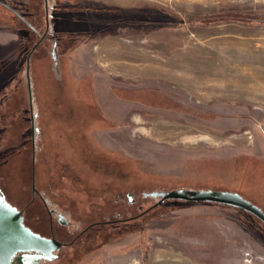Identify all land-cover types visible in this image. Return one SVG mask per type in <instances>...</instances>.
Masks as SVG:
<instances>
[{"label": "rangeland", "instance_id": "374dc122", "mask_svg": "<svg viewBox=\"0 0 264 264\" xmlns=\"http://www.w3.org/2000/svg\"><path fill=\"white\" fill-rule=\"evenodd\" d=\"M33 2L0 9V190L46 236L48 204L74 241L47 264H264L253 215L149 195L264 211V0H52L48 23Z\"/></svg>", "mask_w": 264, "mask_h": 264}, {"label": "water", "instance_id": "95a60500", "mask_svg": "<svg viewBox=\"0 0 264 264\" xmlns=\"http://www.w3.org/2000/svg\"><path fill=\"white\" fill-rule=\"evenodd\" d=\"M31 55H29L30 57ZM29 60V59H28ZM30 87V82H29ZM30 90V98L32 91ZM152 197L166 200L182 199L195 203H215L243 210L264 224V211L234 192L184 191L151 193ZM51 243L35 233L24 223V217L16 207L0 195V264H40L41 258H49Z\"/></svg>", "mask_w": 264, "mask_h": 264}, {"label": "flooded vegetation", "instance_id": "af4514ba", "mask_svg": "<svg viewBox=\"0 0 264 264\" xmlns=\"http://www.w3.org/2000/svg\"><path fill=\"white\" fill-rule=\"evenodd\" d=\"M50 1H52V0H45V2H46L47 23H48V12H49V3H50ZM60 9H62V5H60ZM48 27H49V24L47 25V28ZM32 29H33V27H32ZM43 38H44L43 36H39V39L35 43V47L31 50V52H30L29 55H32L34 53L35 49H37L42 44ZM31 132H32V135H34V133L36 134V131L34 130V125L32 126ZM34 137H36V135ZM34 137L32 138V142L33 143H34ZM34 145L35 144H33V150H34ZM34 171L35 170L33 168V177H34V174H35ZM32 190H33V197L40 196V194L38 193V191H37V189L35 187H33ZM0 195H4V194H2L1 190H0ZM7 201H8V199H7ZM8 203H9V201H8ZM45 206H46V209H47V218H46L45 222H46V226H47L48 232H50L48 236L43 235V234H41V233L33 230L29 225L26 224L25 219H24V223H25V225L28 228H30L35 233H38L41 236L45 237L51 243L49 245V247L52 250V254L49 255V258H46V257L41 258L39 260V263L40 264L53 263L55 260H57V259L60 258L59 252H61L64 247H67V246H70V245L74 244V241H70V242L67 243V242H63V241H61V240L58 239L59 233H58L57 227L54 225V222H53V212L50 209V207H49L48 204H45ZM17 210L22 214V212L18 208H17ZM61 222H63V221H61ZM70 249H72V248H70ZM14 264H17V263L14 262Z\"/></svg>", "mask_w": 264, "mask_h": 264}, {"label": "trees", "instance_id": "16d2710c", "mask_svg": "<svg viewBox=\"0 0 264 264\" xmlns=\"http://www.w3.org/2000/svg\"><path fill=\"white\" fill-rule=\"evenodd\" d=\"M0 9H3L7 14H8V16L10 17L9 19H12V18H18V17H20V18H22L21 16H20V14L16 11V9L15 8H13V7H11V6H9V5H7V4H4L3 2H1L0 1ZM58 11V10H57ZM154 13H148V14H150V15H152L153 17H154V15L156 14L157 15V17H158V19H161V20H163V23H162V26H164V25H166L167 24V21H168V23H174V21H171V20H169V18H167L166 17V15H165V12L164 11H158V10H155V9H153L152 10ZM68 12V11H67ZM58 14H62V13H64V12H61V11H58L57 12ZM125 13H127V12H123V13H121V14H125ZM64 14H66V15H70V16H75V20H76V24H75V26H73V25H71L70 23H68L65 19H62L64 22H67L70 26H71V28H72V30H73V32L75 33V34H80V32L79 33H77L79 30H81L82 28H83V22H82V20L84 19L80 14H78L80 17L78 18L76 15H74V14H70V13H64ZM115 14H117V13H114V15ZM119 14H120V12H119ZM95 15V17L98 19L99 18V16L98 15H96V14H94ZM103 15V13H101V18L100 19H109V18H111V17H114L113 16V13L112 14H110L109 15V18H107V17H104V15ZM12 17V18H11ZM166 19H167V21H166ZM126 19L125 18H121V19H118V20H115V21H113L112 23H110V24H107L106 26H104V27H101L100 25H99V23L97 24V26L95 27V29H94V33H95V35H98L100 32H103V34H105V35H109V34H114V33H117L116 31L117 30H119L120 28H123V27H125V25H127L124 21H125ZM26 21V20H25ZM139 22H142L141 20H138ZM158 21H160V20H158ZM27 22V21H26ZM82 23V24H81ZM160 24V23H159ZM81 25H82V28H80L81 27ZM114 26V28L112 29V30H110V31H108L107 32V29L109 28V27H111V26ZM146 28H147V26H146ZM190 203H195V202H190ZM158 207V206H157ZM156 206L155 207H153L151 210H154L155 208H157Z\"/></svg>", "mask_w": 264, "mask_h": 264}, {"label": "crops", "instance_id": "0c3cea01", "mask_svg": "<svg viewBox=\"0 0 264 264\" xmlns=\"http://www.w3.org/2000/svg\"><path fill=\"white\" fill-rule=\"evenodd\" d=\"M4 3H6L7 5L12 6H16L17 3H19V5H23V6H27V4L32 5L33 4V0H5ZM15 8V7H14ZM9 33L13 32L11 31V29L7 30ZM15 32V31H14ZM12 34V33H11Z\"/></svg>", "mask_w": 264, "mask_h": 264}]
</instances>
